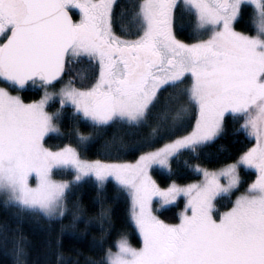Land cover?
<instances>
[{"label": "snow or ice", "instance_id": "1", "mask_svg": "<svg viewBox=\"0 0 264 264\" xmlns=\"http://www.w3.org/2000/svg\"><path fill=\"white\" fill-rule=\"evenodd\" d=\"M114 3L0 0V201L48 220L69 212L77 220L83 214L78 203L69 208L72 190L91 179L102 202L114 182V198L130 200L140 246L121 234L104 250L102 238L95 246L103 256L91 264H264V0H127L119 34ZM249 7L255 34L234 28ZM178 10L194 17V42L178 38ZM77 64L86 66L80 82L65 80ZM29 84L42 94L26 103L19 91ZM54 102L59 107L50 110ZM67 106L75 118L68 132L79 144L93 139L80 119L94 129L126 128L134 139L121 137L117 150L139 153L135 162L84 159L72 143L47 147ZM228 116L243 121L236 132L254 143L210 170L201 149L221 135ZM186 154L199 179L164 187L153 179L155 168L174 175L173 161ZM242 169L255 172L243 191ZM64 170L71 178L56 179ZM232 195L221 211L218 201ZM180 197L178 222L156 214ZM100 219L110 235L103 228L110 208L102 206ZM14 251L24 264L22 238Z\"/></svg>", "mask_w": 264, "mask_h": 264}, {"label": "trees", "instance_id": "2", "mask_svg": "<svg viewBox=\"0 0 264 264\" xmlns=\"http://www.w3.org/2000/svg\"><path fill=\"white\" fill-rule=\"evenodd\" d=\"M127 3V0H116L114 3L115 23L114 29L120 33L119 15ZM194 17L181 15L177 12L176 33L178 38L185 42H192L191 24ZM237 30L253 34L255 27L253 24V10L249 7L235 21ZM86 68L83 64L73 66L66 77L75 78L80 82V75ZM23 100L31 101L41 95V89L29 84L19 91ZM168 92L161 94V104L164 102ZM58 107L57 103L53 108ZM71 106L64 109L61 124V133H51L45 138L46 145L52 149L62 147L65 143H72L78 148L81 157L88 160L103 159L111 162L133 161L139 153L127 149H118V141L122 137L125 141L134 139L129 134V129L119 126H112L102 129H94L88 126L83 119L78 121V126L85 133H91L93 139L87 144L81 145L76 137L68 132L74 126L75 118L72 115ZM233 121L231 116L226 117L224 131L214 141L204 145L201 149L200 163L209 169L223 166L224 163L234 162L238 158L240 151L250 147L254 141L249 140L244 132L239 133L236 129L239 124ZM142 131L146 132L147 129ZM115 138V142H114ZM107 145V147H106ZM195 164L187 154L173 161L175 174H169L166 170L155 168L152 172L154 178L160 186H167L172 179H177L178 183H187L199 177L192 173L185 165V161ZM241 190L245 189L248 183L254 179L255 172L252 169L241 170ZM58 178L70 179L67 170L58 172ZM103 201L97 195V188L93 180L88 179L81 182L69 194V208L74 203H78L83 214V219L73 220L71 212L59 220H48L40 215H29L19 212L13 206H5L0 201V264H18L15 254V242L22 238L24 247V264H91L92 260H99L103 256V250L95 245L103 238V249L114 245L121 234L128 238L133 247L140 246L139 234L130 220V200L126 194L119 198L115 196V184L109 183L104 191ZM233 196L225 197L223 202L219 200L217 207L222 211L230 206ZM183 199H179L176 204L166 206L158 211V216L168 223L178 220V210L181 208ZM104 208H110V223L103 224V228H110L111 234L102 232V221L100 212ZM5 235L8 240L5 242ZM113 250L114 247H113Z\"/></svg>", "mask_w": 264, "mask_h": 264}, {"label": "rangeland", "instance_id": "3", "mask_svg": "<svg viewBox=\"0 0 264 264\" xmlns=\"http://www.w3.org/2000/svg\"><path fill=\"white\" fill-rule=\"evenodd\" d=\"M115 1H116V0H115ZM77 18H78V17H77ZM234 23H235V22H234ZM253 24H254V23H253ZM234 28H235V26H234ZM235 30H236V31H240V30H237L236 28H235ZM240 32H244V31H240ZM244 33L249 34V33H247V32H244ZM253 34H255V32H254ZM192 42H194V41H192ZM186 43H191V42H186ZM67 79H68V77L65 76V80H67ZM0 86H4L3 83H0ZM58 87H59V85H57V88H58ZM13 94H16L15 91H13ZM19 94H20V92H19ZM41 94H42V90H41ZM40 96H41V95H40ZM39 98H40V97H39ZM39 98L34 99V100H38ZM24 101H25V100H24ZM32 101H33V100H31V101H25V102L27 103V102H32ZM54 103H55V102H54ZM56 103H57V105H58V107H59L58 102H56ZM50 110H54V109H50ZM46 146H47V145H46ZM47 147H48V146H47ZM49 148H50V147H49ZM50 149H52V148H50ZM57 149H58V148H57ZM57 149H52V150H57ZM82 158H83V157H82ZM84 159H85V158H84ZM118 162L134 163V162H135V159H134L133 161H118ZM220 167H221V166H220ZM218 168H219V167H218ZM215 169H217V168H215ZM210 170H213V169H210ZM152 175H153V174H152ZM55 178H56V179H61V178H58V177H55ZM153 179H155L154 176H153ZM198 179H199V178H198ZM254 179H255V177H254ZM254 179H253V180H254ZM155 180H156V179H155ZM196 180H197V179H196ZM196 180H193V181H190V182H187V183L195 182ZM253 180H251L249 183H251ZM187 183H183V184H187ZM249 183H248V184H249ZM162 187H163V186H162ZM246 187H247V186H246ZM243 190H244V189H243ZM243 190H241V191H243ZM238 194H239V192L235 193V195H238ZM235 195L233 196V200L235 199ZM181 198L183 199V203H182L181 208L178 210V216H179V213L183 210L184 203H185L183 197L178 198V200L181 199ZM223 199H224V198H222V199H220V200L222 201ZM178 200H177V202H178ZM225 200H226V198L223 200V202H224ZM177 202H176V203H177ZM176 203H175V204H176ZM172 205H173V204H172ZM166 206H169V205H166ZM166 206H164V207H166ZM164 207L159 208V210L162 209V208H164ZM159 210H158V211H159ZM158 211H157V213H156L157 215H158ZM176 222H178V220H177Z\"/></svg>", "mask_w": 264, "mask_h": 264}]
</instances>
